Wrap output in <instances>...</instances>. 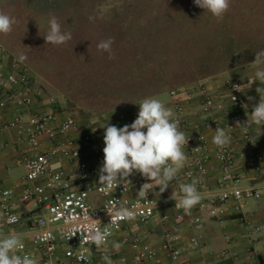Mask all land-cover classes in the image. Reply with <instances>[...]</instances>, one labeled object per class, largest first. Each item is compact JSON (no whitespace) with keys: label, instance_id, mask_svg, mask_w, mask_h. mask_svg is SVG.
<instances>
[{"label":"rangeland","instance_id":"1","mask_svg":"<svg viewBox=\"0 0 264 264\" xmlns=\"http://www.w3.org/2000/svg\"><path fill=\"white\" fill-rule=\"evenodd\" d=\"M0 11L17 21L10 34H0L9 62L20 60L37 76L34 89L59 104L67 100L75 108L68 115L77 118L80 109L138 113L147 97L174 111L173 89L208 77L239 79L250 68L255 76L261 68L251 63L264 50V0H231L219 20L194 0H0ZM52 16L72 33L67 43L45 44ZM110 37L114 59L97 48ZM89 202L99 207L102 197L91 191Z\"/></svg>","mask_w":264,"mask_h":264},{"label":"built area","instance_id":"2","mask_svg":"<svg viewBox=\"0 0 264 264\" xmlns=\"http://www.w3.org/2000/svg\"><path fill=\"white\" fill-rule=\"evenodd\" d=\"M10 58L9 49L0 44V107H4L7 103H16L28 107L36 99L43 98V93L38 90L32 95L21 90L22 86L29 83L31 74L20 60L13 58L11 59L12 62H9ZM225 85L228 88V99L236 111L224 119L207 117L203 132L185 133L187 137H190L184 149L187 162L173 182L179 189L180 183H191L193 179L198 181L197 189L201 198L190 212L194 208H198L207 212L209 217L220 224H224L228 215H236L241 226L250 227L253 233L257 234L264 229V226L252 224L246 218L243 208L249 200H264V153L260 139L252 131V126L235 128L237 120L242 123L247 121V115L241 111L246 103L244 95L234 88V85H241V82L238 79L227 78ZM207 90V84L199 82L193 87L170 91V95L175 99L176 115L174 119L179 120V127L185 111V104L191 102L194 92L203 95L202 109L206 114H209L215 105V101L207 93ZM178 96L182 99L176 100ZM58 113L55 110L19 112L13 115L3 126L5 129H13L17 132L22 146L21 155L16 162L25 167L28 183L23 187L18 201L20 204L33 202L42 210L40 214L31 216L32 231L29 235L31 242L40 253V258L37 259V253L30 250L23 241H20L17 254L31 256L36 264H81L78 257L83 255L87 264H91L93 252L100 259L104 255L115 256V252L110 246L112 235L121 230L123 224L128 221L141 224L150 221L155 217L160 202L152 197L149 189L145 196H138L141 186L147 183V179L139 173L133 175L132 179H128L131 183L121 181L117 187L114 186L110 190L105 189L99 183L91 186L88 180L92 176L93 170L86 161L80 159L82 145L96 141L93 152L96 157H103L105 145L99 140L102 127L97 123H91L82 134L81 142H79L76 138L68 135L70 132L79 129L77 119L72 115H66L59 121L58 127H55L53 124L58 120ZM128 116L130 115L120 112L118 119L109 124L117 126L127 121L132 123L137 118V114L130 116L131 119ZM217 126L233 127H226V131L231 135L232 140L231 144L223 149L212 143L214 130ZM209 131L212 133H207ZM43 136L52 141L53 146L42 154L30 155L31 150L40 145V139ZM237 139L248 156L252 158L253 167L260 177L258 181L245 185L241 183V178L237 173L236 156L233 151V144ZM197 147H199L198 150L194 149ZM56 160L77 162L74 175L85 182L83 187L73 188L72 174H68L64 169L55 170L52 167ZM213 161L217 162L220 174L217 185L210 187L208 179ZM37 180L42 181L37 182ZM91 191H96L102 197L99 207H94L89 202ZM14 194L15 189L13 187H3L0 183V219L8 226L20 225L24 221L22 215L13 210ZM171 203L176 209L175 219L182 220L187 213L184 209L175 207V200H172ZM229 203H233L231 214H229ZM121 207L134 211V218L113 222L108 213ZM160 219L165 223L169 220V216L162 214ZM202 221L203 217L200 214H191L187 217L189 227L200 226ZM93 224L97 229L110 233L106 242L99 247L91 244L88 240L91 231L90 225ZM180 238L179 233L171 231L165 232L162 236L160 247L170 254L172 264H178L181 255L180 248L176 246ZM224 238L226 242H230L232 237L225 231ZM255 240V236L251 237L250 244ZM120 241L139 254L138 264H149L151 260L157 257V250L147 243L141 234L127 230ZM200 241L201 237L199 236L190 237V243L194 246L199 245ZM61 247L64 259L56 257ZM232 253V256H237L235 252ZM229 254L230 252L227 250L221 251L222 257ZM121 262L125 263L126 258L122 257Z\"/></svg>","mask_w":264,"mask_h":264},{"label":"crops","instance_id":"3","mask_svg":"<svg viewBox=\"0 0 264 264\" xmlns=\"http://www.w3.org/2000/svg\"><path fill=\"white\" fill-rule=\"evenodd\" d=\"M255 66H260L263 68L264 64ZM251 70L252 68H250L248 71L250 73H242L243 75L239 76L238 80L241 82V85L249 82L252 79H255V76L250 75L252 73ZM35 76H31L29 83L21 87L23 92L33 95L36 91L40 90L34 89V84L37 79V76ZM217 80L215 81L211 77H208L201 82L207 84V93L210 94L215 101V105L209 114H206L202 109L203 95L201 93L194 92V94H201L202 99L198 96V99L195 98L194 102H186L185 111L181 118L179 130L183 131L184 133L203 132L205 131V120H207L210 116L211 118L224 119L226 117H230L236 111L228 99L229 93L228 88L225 85V81H221L220 79L217 82ZM223 85L225 86V92H217V94H215L219 87ZM185 87L187 86H183L181 88ZM257 87L264 88V84L260 85L259 81H255L252 83L251 88L246 90V93H243L246 102L245 104L248 105L247 109L244 107L241 108V111L245 115L251 114L253 105L259 102L260 96L256 92ZM40 91L43 93V98L36 99L33 104L28 107L20 106L16 103H7L4 107H0V183L3 187H13L15 189V194L12 200L14 203L13 210L17 213H20L24 220L20 225L8 226L0 219V237L11 233L17 234L20 237V241L25 242L30 250L37 253V259L40 258V253L37 250V247L31 242L29 236L32 231V223L30 218L34 214H40L42 210L40 206L33 202L20 204L18 201L23 187L28 183L26 179L25 167L17 164L16 162L17 158H19L21 155L22 146L19 142L17 132L13 129H5L3 126L4 123L13 117V115L19 112L55 110L59 113L58 120L53 125L58 127L59 121L64 116L72 114V112L75 110L73 105L68 104L67 100H63L66 104H63L62 102H60V104L61 108L64 106L68 111H63V109L61 110V108H59L60 104L57 102L58 100L56 101L54 98H47L44 92L42 90ZM249 96L253 97V100L249 101ZM174 105L175 101L172 104L174 109L173 118L176 115V108ZM134 109L135 108H128L127 114L130 116L133 114H138ZM116 111L117 109H114L110 113V110L92 111L80 109L79 112L84 115H80V118L74 116L79 123V129L75 132H70L68 135L81 142V136L89 127V125L91 123H97L102 127V134L99 140L103 142V134L105 131L103 126L105 124L111 123L112 121L115 122L118 119V114L120 112ZM133 111L135 112L133 113ZM115 112L117 114H115L114 117H110V114H114ZM130 116H128V118L131 119ZM96 120L98 122H96ZM125 124H131V122H124V124L117 125V127H123ZM261 127L264 129V126ZM252 131L258 135L255 125H252ZM207 133L211 134L212 131ZM259 139L262 151L264 153V133L259 136ZM40 142L41 143L37 148L31 150L30 155L42 154L54 144L45 136L41 137ZM95 144L96 141L90 144H83L82 155L80 158L81 160L86 161L93 170V174L88 180V183H90L91 186L98 184V169L101 167L103 161V157L98 158L93 152ZM233 151L236 156L237 173L241 178V183L245 185L258 181L260 177L253 167V160L248 156L246 150L239 143L238 139L233 144ZM76 163L77 162H71L68 160H56L53 162L52 167L55 170L64 169L68 174H72V187L79 189L83 187L85 182L74 175L76 172ZM219 174L217 162L213 161L210 167L208 179L210 187H215L217 185ZM132 178L133 176H130L127 179ZM41 181L42 180H37V182ZM148 182L149 181L147 180V183ZM149 191L152 197L160 202L159 207L156 209L155 217L144 224L135 221H128L123 224V228L121 230L115 232L114 235H112L110 238V246L115 252V256L111 257L113 264L139 263V254L129 246L123 245L120 241L122 235L127 230L141 234L146 242L151 244L157 250V257L154 260H151L149 264H172L170 254L160 247L162 236L167 231L179 233L181 235L180 241L176 243V246L181 250L178 264H264V229L259 233L254 234L250 227L241 226L236 219L237 216L231 214L233 203L228 204L229 214L231 215H228L225 218L224 224H220L215 219L209 217L207 212L201 211L198 208H194L189 214H185L182 220H177L175 219L176 209L171 203L172 199H170L172 191L179 192L176 184L172 181L168 189L160 195L156 194L159 192V188H156L154 185L149 188ZM243 210L246 213V218L252 222V224H261L264 226V200H249L244 206ZM162 214H168L169 216V220L165 223L160 219ZM191 214H200L203 217V221L200 226L189 227L187 225V217ZM225 231L232 237L230 242L225 241ZM249 233L251 235H248ZM193 235L201 237L200 244L197 246H194L190 243V237ZM249 236L250 238L254 236L256 237V240L251 242V244ZM114 243H118L120 245L118 250L114 249ZM223 250H227V252H230V254L226 257H222L221 251ZM232 252H235L237 256H232ZM56 257L59 259H64L62 247L60 248ZM122 257L126 258L125 263L121 262ZM65 261H67V259H65ZM91 264H105V262L103 259L98 258V255L93 252Z\"/></svg>","mask_w":264,"mask_h":264},{"label":"clouds","instance_id":"4","mask_svg":"<svg viewBox=\"0 0 264 264\" xmlns=\"http://www.w3.org/2000/svg\"><path fill=\"white\" fill-rule=\"evenodd\" d=\"M230 3L231 0H194L195 6L203 9L204 12H209L218 20L223 19L230 8ZM93 19L94 17H89V20ZM16 23L15 17L0 11V34H10ZM43 37L45 44L62 45L72 39V33L63 31L57 17L52 16L49 20V30ZM113 42V38L110 37L97 45L98 50L109 54V59H114ZM251 64H264V50L255 53V60ZM255 81H259L260 85L264 84V68L255 71V79L242 85H234V88L246 93ZM256 92L260 96L259 102L253 105L251 114L247 115V121L242 123L237 120L235 128L255 125L259 137L264 133L261 127L264 126V88L257 87ZM233 98L236 99L234 96ZM248 100H253V97L249 96ZM243 107L247 109L248 105L245 104ZM103 127L105 146L102 165L98 169V183L107 190L117 187L121 181L131 183L127 178L139 173L149 182L141 186L138 196H145L153 185L159 188L156 194L160 195L168 189L180 170L186 166L187 156L184 149L190 137L179 130V120L173 118L172 109L155 97H147L139 103L137 118L131 124H125L123 127L105 124ZM226 127L233 128L217 126L212 138V143L221 149L229 146L232 140ZM194 149L198 150L199 147ZM197 183L196 179L191 183H180L179 192L172 191L170 199L175 200L176 208H182L188 213L199 203L201 197ZM108 214L113 222L131 220L135 216L134 211L126 207L110 211ZM90 228L89 242L96 247L103 245L110 233L97 229L94 224L90 225ZM19 247L20 237L17 234L11 233L0 237V264H36L31 256L17 254ZM113 247L118 250L120 245L114 243ZM78 259L81 264H87L83 255ZM102 259L105 264H113L108 255H104Z\"/></svg>","mask_w":264,"mask_h":264},{"label":"trees","instance_id":"5","mask_svg":"<svg viewBox=\"0 0 264 264\" xmlns=\"http://www.w3.org/2000/svg\"><path fill=\"white\" fill-rule=\"evenodd\" d=\"M235 79V78H234Z\"/></svg>","mask_w":264,"mask_h":264}]
</instances>
